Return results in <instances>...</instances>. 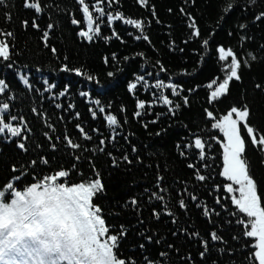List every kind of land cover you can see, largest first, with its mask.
Masks as SVG:
<instances>
[{"label": "trees", "instance_id": "obj_1", "mask_svg": "<svg viewBox=\"0 0 264 264\" xmlns=\"http://www.w3.org/2000/svg\"><path fill=\"white\" fill-rule=\"evenodd\" d=\"M24 4L0 3V32L12 33L10 59H0V80L8 85L0 101L26 124L22 137L0 136V264H108L101 226L79 193L65 186L97 175L103 191L92 203L101 209L106 235L118 236L114 252L126 264H251L255 240L245 235L238 221L247 217L224 191L230 182L221 175L223 136L212 125L232 107L247 106L248 124L264 135V18L256 20L264 0H147L146 6L118 0L111 8L102 6L143 21L148 39H136L141 33L122 21L109 27L105 17L101 35L92 41L79 36L86 25L76 0H39V14ZM197 29L199 35L192 36ZM220 46L241 59L240 80L209 103L207 85L224 78ZM157 81L177 86L179 95L162 90L171 106L159 99ZM131 83L137 88L129 92ZM138 101L145 103L139 117ZM107 114L117 117L118 127L107 125ZM240 129L264 206V152ZM65 136L81 147L69 148ZM196 138L204 143V159ZM61 170L68 175L59 181L44 179ZM198 174L205 179L197 180ZM38 194L43 199L34 207L31 199ZM213 232L219 240H212Z\"/></svg>", "mask_w": 264, "mask_h": 264}, {"label": "snow or ice", "instance_id": "obj_2", "mask_svg": "<svg viewBox=\"0 0 264 264\" xmlns=\"http://www.w3.org/2000/svg\"><path fill=\"white\" fill-rule=\"evenodd\" d=\"M3 0H0L2 3ZM78 4L81 5V12L83 15V20L86 25L85 29H82L79 32V36L92 41L94 37H98L101 35V26L99 21L106 17L107 24L111 27L115 22L122 21L125 25L131 26L135 28L138 32L141 33L140 36H137L136 39H145L148 37L143 35L144 23L140 20H135L132 18H126L122 13L116 12L115 14L111 12H106L105 7L102 5L106 4L108 8H111L112 4L118 3V0H94L92 5H88L85 0H76ZM141 6L147 5V0H138ZM254 2V0H253ZM25 8L34 9L38 14L41 12V6L39 4V0H25L24 4ZM234 5H229L228 10L230 11ZM90 8L92 11H90ZM264 18V13L259 14L256 17V20H260ZM72 23L74 25H79L80 21L73 19ZM27 22H25L26 26ZM33 27H38L35 22L33 23ZM49 29L53 26L49 25ZM190 27L195 28V24L193 23ZM244 27L243 25L241 26ZM131 34V33H130ZM112 35L116 38H119L118 35L113 31ZM199 35L198 29L192 32V36L196 37ZM0 36H4L5 39H0V59L7 61L10 59V47L7 43V37L12 36V33H4L0 32ZM44 39L47 40L49 36V32L45 31L43 33ZM204 44L207 45L208 41H204ZM54 51V50H53ZM218 60L221 62H226L222 65L224 78L222 82L217 84V80L214 79L211 83L207 85L209 89H212L209 95V103H212L224 95H226L229 91L230 83L233 80L239 81L240 75L239 70L242 66L241 59L238 58L234 50L225 49L223 46L218 47ZM255 59V57H253ZM246 63V61L244 62ZM163 70V69H161ZM77 71V75H80L79 70ZM111 75V73H109ZM92 79V77H89ZM137 81H144L143 76H138ZM26 83V81H25ZM213 85H216L213 88ZM145 87H147V82H145ZM153 87L161 89V94L159 99L162 101L164 105L171 106L172 100L163 94V89L168 88L172 90V95H179L177 91V86L171 83L165 84L163 81H157ZM137 88V83H131L128 86L129 92H132ZM8 85L0 80V95H5L7 93ZM63 95V93H61ZM82 95H87L86 93H82ZM12 99V97H9ZM95 104L99 105V101H94ZM185 103H187V98H185ZM59 107V105H57ZM145 107V103L143 101L137 102V111L135 112V116L139 117L141 115L140 109ZM178 107V106H177ZM11 105L7 102L0 101V136L5 137L7 139L22 137V134L26 128V124L23 116L17 117L16 115H11L10 113ZM123 110V109H122ZM169 112H173V108L169 107ZM35 112L36 109H33ZM207 111V110H206ZM100 113H105L104 107H99ZM93 118H96L97 113L93 111ZM207 115L209 118H213V113L208 111ZM249 110L247 106L244 108L232 107L230 111L222 116L218 122L212 125L213 128L219 129L220 132L224 136L225 143L222 144L223 147V172L222 176L226 178L228 183L225 185L224 191L229 193L232 198V203L237 209L238 213L246 216L247 219L241 218L238 222L243 224L245 227V235L247 237L253 238L255 243L252 245L254 251L251 254V264H264V206L261 205V200L257 193V185L254 179L249 174L248 162L244 156L245 153V139L241 135L240 125L247 131L248 138L251 140L253 146L258 147L261 152H264V135L258 134L257 131L248 124ZM104 119L107 125L111 128H116L119 126L118 119L115 115L107 114L104 116ZM155 123V121H153ZM84 139H91L84 132L83 128L77 125ZM26 139V137H23ZM65 141L67 142V146L73 150L79 149L81 146L79 144L74 143L69 137L65 136ZM105 143L104 140L100 141V144L103 145ZM194 146L196 149L200 150L199 155L201 159H204V143L200 138H196L194 141ZM18 147L21 149L25 148L24 143H19ZM103 151V149H100ZM135 151V149H133ZM183 155V153H181ZM125 160H128V157H124ZM130 162V161H129ZM189 167H193V165L189 164ZM68 175L67 171L61 170L56 174H53L49 177H45V180H53L59 181L60 178L66 177ZM197 180L203 181L205 177L203 175H197ZM71 189L76 190L81 199L86 202L90 215L94 216L101 226L103 233L106 237V244L109 249V261L108 264H126L124 260L118 259L115 255L114 249L117 247L118 236L111 235L107 236L108 228L106 227L105 220L100 215L101 209L99 207H95L92 203V200L96 193L103 191L102 182L97 175V177L88 182V183H80L79 185L68 186ZM238 193V195H237ZM155 195V194H154ZM157 199H163L162 196H157ZM193 200H196L195 196H192ZM219 202V201H218ZM132 205H136L137 201L133 199L131 201ZM180 207L183 209L186 207V204L183 200L180 201ZM167 215H172L170 211L166 212ZM154 215L158 214L154 213ZM204 215H209V210L207 208L204 209ZM211 238L213 241H217L220 237L217 236L215 232L211 234ZM205 249L207 250V242H204ZM201 256H204V253H201Z\"/></svg>", "mask_w": 264, "mask_h": 264}, {"label": "rangeland", "instance_id": "obj_3", "mask_svg": "<svg viewBox=\"0 0 264 264\" xmlns=\"http://www.w3.org/2000/svg\"><path fill=\"white\" fill-rule=\"evenodd\" d=\"M241 126L242 125H240V128H241ZM222 134V133H221ZM222 136H223V134H222ZM226 141L224 140V136H223V143H225ZM222 143V144H223ZM224 150H223V147H222V152H223ZM222 172H223V168H222ZM224 177V176H223ZM224 179H226L225 177H224ZM238 194V193H237ZM42 199H43V197L41 196V194H38V196H36V197H34L33 199H31V203H32V205L34 206V207H36V206H38L40 203H41V201H42ZM4 218V215H1L0 216V225L2 224V222H1V219H3Z\"/></svg>", "mask_w": 264, "mask_h": 264}]
</instances>
